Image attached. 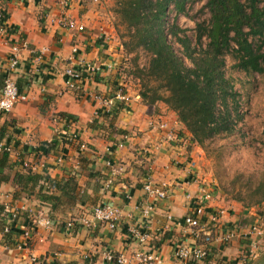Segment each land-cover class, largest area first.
<instances>
[{"label":"crops","instance_id":"crops-1","mask_svg":"<svg viewBox=\"0 0 264 264\" xmlns=\"http://www.w3.org/2000/svg\"><path fill=\"white\" fill-rule=\"evenodd\" d=\"M68 1L64 6V0H0V96L5 79L11 77L27 97L10 113H0V146L10 149L0 172V208H24L63 222L57 228H30V238L23 240L29 221L10 225L1 212L0 264H26L31 255L40 264H106V253L125 255L132 260L129 264H139L134 260L139 251L157 256L158 264H188L175 258L179 246L195 244L184 223L192 211L187 195L196 196L204 188L211 191L193 169L197 158L189 132L166 104L148 107L139 86L124 75L114 3ZM64 15L83 31L62 26ZM24 42L19 67L10 70L11 48ZM69 68L81 70L78 91L66 87L64 73ZM120 90L128 101L115 100ZM160 123L167 129L160 130ZM54 142L59 145L47 153ZM76 172L75 202L62 197L59 187L52 190L53 196L62 197L57 210L38 196L41 187H49L46 179L59 183ZM30 173L43 177L40 185L27 183ZM148 180L166 187L164 200L146 193ZM100 204L122 210L116 229L104 223L66 227L68 220L88 217ZM216 213L219 223L209 226L215 228V237L264 222V206L247 208L214 193L206 214ZM146 224L151 237L141 244L129 231ZM10 229L14 244L6 239ZM23 241L25 249H20L17 244ZM247 250V241L239 236L228 244L218 239L207 264H235ZM250 264H264V240L259 257Z\"/></svg>","mask_w":264,"mask_h":264},{"label":"trees","instance_id":"trees-1","mask_svg":"<svg viewBox=\"0 0 264 264\" xmlns=\"http://www.w3.org/2000/svg\"><path fill=\"white\" fill-rule=\"evenodd\" d=\"M114 1V12L124 30L121 37L124 49L127 54H136L135 73L141 84L143 102L148 107L166 104L191 134V143L204 146L206 142L233 135L237 121L242 119L240 94L234 91L237 81L234 74L253 79V91L264 84V0ZM202 2H205L204 9L210 18L196 23L195 48L185 30L169 23V9L173 7L176 13L185 14L188 3ZM169 36L182 47L184 58L175 52ZM140 50L148 55V62L143 67L138 65ZM247 97L250 98V94L247 93ZM58 145L54 142L46 152ZM8 160L9 153L3 152L0 172ZM27 176V183L36 186L43 180L31 173ZM78 177L76 172L59 183L46 179L49 187L46 191L41 187L38 196L54 203V210L63 196L71 204L76 201ZM57 187L63 194L60 198L52 195V190ZM252 194L256 200L252 205H246L247 208L264 203V181L253 189ZM237 200L245 203L241 195ZM3 210L1 207L0 213ZM28 217L25 213L24 219ZM51 219L56 220L52 216ZM10 230L5 233L6 239L9 244H14V229Z\"/></svg>","mask_w":264,"mask_h":264},{"label":"built area","instance_id":"built-area-1","mask_svg":"<svg viewBox=\"0 0 264 264\" xmlns=\"http://www.w3.org/2000/svg\"><path fill=\"white\" fill-rule=\"evenodd\" d=\"M100 2V0H95ZM69 1L64 0L63 5H68ZM60 24L69 29L83 31L84 27L76 25V22L66 15L60 20ZM27 44L21 43L13 45L11 48V55L9 58L10 70H16L20 64V52L22 48L26 49ZM66 77V87L69 90L78 91L81 89V70L76 68H69L65 71ZM27 100V97L22 94L18 88L17 83L11 78L7 77L4 82V86L0 96V113H10L14 107L20 103ZM118 101H128V98L120 90L115 97ZM110 104L113 103L111 100ZM160 130L167 129L166 123H160ZM77 138V136H74ZM172 139V137H170ZM85 146L82 145V148ZM1 152H9L10 149L0 146ZM59 162H62L60 159ZM109 188V184L106 185ZM145 191L150 196L155 197L159 200H164L167 195V189L164 185H158L153 181L148 180L145 185ZM214 197V192L202 189L201 192L196 196L187 195V199L192 203V211L185 218L184 223L187 227L191 238L194 240V245H181L175 251V258L177 260L183 261L188 264H207V259L211 253L212 245L218 239L224 243L228 244L233 240L234 237L239 236L248 243L249 250H247L244 255L238 259L235 264H249L259 257L262 241L264 240V222L257 220L253 225H251L247 230L239 231L231 230L221 237H215L214 227L209 229L210 225H216L219 223L218 214H211L207 217V208ZM151 208L149 207L144 211L145 219H148L151 213ZM122 210L111 204H100L93 208L91 214L88 217H77L70 219L66 222L67 228L74 227H86L94 228L99 223H104L108 225L111 229H116L121 220ZM28 213V219H24V214ZM3 214L8 218L10 225H16L20 221L28 222L26 225L28 229L24 230L22 239H28L31 236V229L40 225L46 228H57L63 225V222L56 219L52 220L50 217L45 218L41 213H35L32 210L27 209H10L9 207H4ZM207 217V218H206ZM149 227L146 224L143 227H132L130 229V236L140 242L141 244H146L150 240ZM20 249H25L24 241L17 244ZM134 260L138 261L139 264H158L159 258L153 254H148L145 252H137L134 256ZM132 260L125 257V255H114L113 253H106L105 262L106 264H129ZM26 264H40L38 257L31 255Z\"/></svg>","mask_w":264,"mask_h":264},{"label":"rangeland","instance_id":"rangeland-1","mask_svg":"<svg viewBox=\"0 0 264 264\" xmlns=\"http://www.w3.org/2000/svg\"><path fill=\"white\" fill-rule=\"evenodd\" d=\"M110 1H108L109 5L114 3L115 7L116 1ZM204 6L205 2L195 5L188 3L185 14L176 13L173 7L169 9V23H175L185 30L195 48H197L195 40L196 23L210 18ZM115 8L113 6L111 8L115 17L114 25L122 51L125 54L122 71L124 75L135 81L140 90L141 84L135 73L137 71L134 62L136 54H127L124 49L121 38L124 30L119 25V19L114 12ZM168 40L175 52L184 58L182 47L175 43L171 36ZM138 55V65L145 66L148 62L147 53L140 50ZM185 61L189 65L186 59ZM230 65L231 62L228 59V66ZM234 77L237 79L234 84V91L240 94L239 106L242 119L237 121L236 131L231 136L206 142L204 146L192 143L197 158L193 169L201 174L211 191L218 194L222 200L234 201L247 207L246 205H252L256 200L252 194L253 189L264 181V84L257 86L253 91L255 84L253 79H247L243 74H234ZM247 93L250 94V98L247 97ZM189 135L191 138L190 133ZM239 195L245 203L237 200ZM260 206L264 205L250 206V208Z\"/></svg>","mask_w":264,"mask_h":264}]
</instances>
